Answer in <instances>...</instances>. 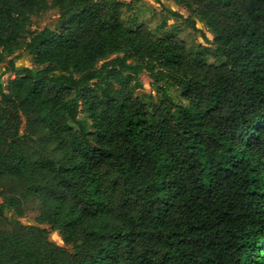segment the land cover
I'll return each instance as SVG.
<instances>
[{
	"label": "trees",
	"instance_id": "1",
	"mask_svg": "<svg viewBox=\"0 0 264 264\" xmlns=\"http://www.w3.org/2000/svg\"><path fill=\"white\" fill-rule=\"evenodd\" d=\"M171 1L0 0V264H264V0Z\"/></svg>",
	"mask_w": 264,
	"mask_h": 264
},
{
	"label": "rangeland",
	"instance_id": "2",
	"mask_svg": "<svg viewBox=\"0 0 264 264\" xmlns=\"http://www.w3.org/2000/svg\"><path fill=\"white\" fill-rule=\"evenodd\" d=\"M130 2V9L126 10L123 14L124 19H132L136 18L138 21H144L148 24L152 31L158 33V27L162 22L163 15L168 17L166 26L161 29L162 32L174 31L187 41L188 44H201V45H209V43L205 42V40L201 36V32L205 34L208 39H211V34L206 29L203 22L197 21L196 27L198 31L189 27L183 20L182 17H186L189 15V12L184 6L176 5L171 0H123ZM163 7L170 8L174 11H177L181 16L180 17H172L169 14H166ZM58 16L57 9H49L47 11L41 12L37 15L32 16L30 29L31 30H39L44 26H54L56 19ZM194 17V16H192ZM195 18V17H194ZM201 31V32H200ZM113 56V55H112ZM211 60V58H209ZM16 63L22 66H30V57L26 54H23L22 57L16 59ZM4 68V63H0V73ZM12 74L5 73L2 76V83L6 85L8 79L12 78ZM139 80L141 83V88L138 90L140 94H151L155 99L157 98V94L152 86V78L147 74V72L143 71L139 74ZM168 94L174 99V101L179 100V91L178 89L171 85L168 89ZM21 132L24 131V124L21 125ZM10 213H8L9 215ZM36 215V212L33 209H28L23 217L19 220L22 223H33V218ZM49 238L58 243L59 245L64 246L59 234L57 231H51L49 234Z\"/></svg>",
	"mask_w": 264,
	"mask_h": 264
}]
</instances>
